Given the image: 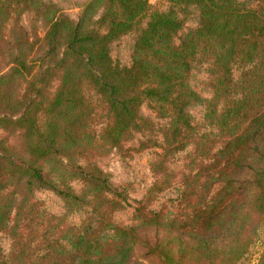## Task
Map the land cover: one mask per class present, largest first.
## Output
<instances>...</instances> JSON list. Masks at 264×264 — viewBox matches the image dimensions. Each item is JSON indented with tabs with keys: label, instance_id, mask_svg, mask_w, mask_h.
I'll list each match as a JSON object with an SVG mask.
<instances>
[{
	"label": "trees",
	"instance_id": "1",
	"mask_svg": "<svg viewBox=\"0 0 264 264\" xmlns=\"http://www.w3.org/2000/svg\"><path fill=\"white\" fill-rule=\"evenodd\" d=\"M169 2L171 9L159 12L150 0H89L74 21L50 1L0 0V43L12 45L10 71L0 76V131L22 140L15 144L0 136V232L15 208L11 189L22 188L24 195V188L51 190L73 203L80 199L70 185L75 181L91 190L83 203L91 209L88 218L109 228L112 241L104 247L88 224V235L53 242L49 253H64L68 264H136L138 251L164 264H240L250 251L264 249V0ZM189 5L199 8V24L179 37L185 19L176 7ZM24 15L45 25L37 49L21 23ZM145 18L132 63L121 66L110 43ZM202 64L212 93L206 100L190 84ZM16 81L24 88L11 92L8 85ZM146 101L164 123L141 114ZM199 102H206L200 123L189 111ZM96 103H103L107 121L98 123L92 139ZM155 126L160 138L154 145L163 150L152 167L157 179L143 199L130 202L112 188L93 153L98 144L118 146L133 132L151 133ZM171 150L184 153L187 171L193 163L200 169L186 172L182 181L168 180ZM56 156L67 161L62 163L69 180L45 170ZM173 183L182 187L186 205L176 214L170 209L175 205L157 206V193ZM23 201L16 209H23ZM125 211L133 214L130 223L114 219ZM226 252L229 258L221 257ZM0 264L9 263L0 258Z\"/></svg>",
	"mask_w": 264,
	"mask_h": 264
},
{
	"label": "rangeland",
	"instance_id": "2",
	"mask_svg": "<svg viewBox=\"0 0 264 264\" xmlns=\"http://www.w3.org/2000/svg\"><path fill=\"white\" fill-rule=\"evenodd\" d=\"M46 1L55 3L65 15L69 16L74 21H78L84 5L89 0ZM150 2L153 9L159 12H168L172 7L169 0H150ZM176 10L178 15L185 19L183 28L178 34L179 37H182L189 30L198 26L200 10L195 5L176 7ZM147 21L148 18L143 19L137 30L127 33L110 43V53L115 62L119 63L121 66L131 65L134 45L139 34V29L145 26ZM21 23L29 33L31 41L36 44L35 48L37 49L40 47L43 37L45 36V25L43 22L40 20H33L29 15H24ZM5 32L9 34V28H7ZM11 46V44L5 42L0 43V76L10 71L11 66L8 65V62L12 57ZM42 54L43 53L40 52L39 55L37 54V57L39 58ZM207 69L208 66L202 64L193 70L190 77L191 86L196 89L204 100L212 97L210 89L207 88L205 84L208 78ZM57 84L55 80L51 89L52 92L56 89ZM18 88L19 90L21 88V90H23L24 88L19 84V81L8 85V90L11 92H18ZM205 104L206 102H199L190 105L189 111L195 122H203ZM101 106H104L103 103H96L95 108H98V116L96 120H92L96 123L95 132L93 136H91L92 139H95L99 135L101 127H99L98 123L103 126L107 121L103 109L100 108ZM140 111L145 118L150 119L153 123L165 122L157 117L147 101L141 106ZM16 116H18V114L15 115V117ZM155 127L156 131L151 133L133 132L132 135L128 137L129 139L127 138V141L118 146L110 147L105 143L98 144L97 151L93 153L96 166L108 176L112 188L118 192L124 193L130 202L143 199L157 179V175L154 174L152 167L154 162L159 159V154L163 153V150L154 145L155 140L157 141L160 138V127ZM18 135L19 134L16 133L10 137L8 133L0 131V136L4 137V139L8 138L7 140L15 144L22 143ZM147 139H150V147L147 149L139 148L140 142L146 141ZM90 141L91 140H86V142ZM17 148L20 149V145H18ZM17 153H21L19 156L24 159L28 158V155L22 150H18ZM166 159L169 160L170 163L172 162L165 169L167 171L165 172L167 179L172 182L182 181L183 175L186 172L192 171L193 174H196L198 169H200L193 163L189 166V170L187 171L186 165L189 164V161L185 159L184 153H176L175 150L168 152L166 154ZM62 161L64 164L67 162L64 158ZM62 161H60L59 156H56L55 159L46 161L44 168L46 171L51 172L50 176L54 177V179L64 175V177L69 180L71 176L65 171ZM70 185L74 189L73 193L80 197L78 202H67L60 195L51 190L24 188V195L20 191L22 188L18 190L11 189L13 192L12 195L16 198L14 203L15 208L10 215L8 227L0 232V258L9 264H68L69 259L64 253H61L62 256H58L57 253H49L53 242L58 241L67 244L73 239L76 233L88 235L91 232L88 224L92 227L93 232L101 238L104 247L111 243L112 232L109 228H102L98 226L95 221L91 223L88 218L91 209L83 203L85 200L89 199L88 194H91V190H84V186L75 181L70 182ZM182 193V187L174 185L173 183V187L157 193V206L175 205L170 208L171 213L176 214L181 212V210L186 207L185 203H183ZM25 196L26 200L23 201ZM115 196L120 198L118 195ZM108 197H113V194H110ZM180 200H182V202H179ZM22 201L23 209H16ZM99 202L105 204V199L100 197ZM132 218L133 214L130 211L114 214V219L122 224L130 223ZM263 253L264 249L250 251L247 255L248 258L240 264H264V260L262 259ZM198 257L199 255L194 253V258ZM221 257L229 258V255L226 252L222 254ZM133 261L136 262V264H164L162 260L142 258V252L140 251L135 253ZM207 262L208 264H218L215 261L213 263ZM181 264L203 263L194 260L186 261L183 259Z\"/></svg>",
	"mask_w": 264,
	"mask_h": 264
}]
</instances>
